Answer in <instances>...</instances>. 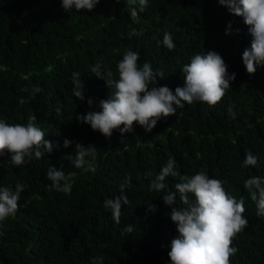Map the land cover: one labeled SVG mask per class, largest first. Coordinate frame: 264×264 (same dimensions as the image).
Returning <instances> with one entry per match:
<instances>
[{
  "label": "trees",
  "instance_id": "1",
  "mask_svg": "<svg viewBox=\"0 0 264 264\" xmlns=\"http://www.w3.org/2000/svg\"><path fill=\"white\" fill-rule=\"evenodd\" d=\"M61 3L0 0V119L26 124L35 115L54 145L44 158L20 167L11 164L10 153L0 157V187L27 185L19 211L0 226V264H101L100 257L102 264H170V243L178 235L171 210L186 205L178 193L176 203L167 205L166 193L149 191L151 179L169 158L176 161L179 175L166 177V191H176L181 176L205 170L210 178L225 181L228 194L244 198L248 226L233 240L238 251L230 264H264V216H257L256 204L243 188L246 179L264 176V66L253 75L245 69L242 54L252 37L242 17L218 0H148L143 12L137 6L136 21L127 0H100L92 11L78 12H65ZM229 22L232 34L226 35ZM131 29L143 30V35L129 38ZM165 31L173 37L174 50L162 44ZM129 50L139 53L138 63L148 61L154 71H162L158 86L173 92L183 86L182 66L208 51L219 53L236 79L215 106L185 104L151 132L134 123L133 132L121 136L114 130L105 138L76 117L102 111L99 102L114 91L91 66L101 62L118 79L117 62ZM73 72L80 73L83 100L73 94ZM65 139L73 141L67 148ZM77 143L96 146L95 173L72 163ZM248 150L260 158L256 167H242ZM50 166L75 174L70 194L47 190ZM147 171L153 177L146 178ZM122 185L129 202L117 224L103 202L121 195ZM126 225H133L131 233Z\"/></svg>",
  "mask_w": 264,
  "mask_h": 264
},
{
  "label": "clouds",
  "instance_id": "2",
  "mask_svg": "<svg viewBox=\"0 0 264 264\" xmlns=\"http://www.w3.org/2000/svg\"><path fill=\"white\" fill-rule=\"evenodd\" d=\"M120 0H116L119 3ZM100 0H62L61 7L65 12L75 9L92 11ZM132 7L131 16L134 21L138 11L143 12L148 0H127ZM219 5L225 6L228 11L242 17L248 26L252 37L250 48H245L242 61L248 74L253 75L257 66H264V0H218ZM239 33V29H236ZM226 35L232 34V24L229 22ZM127 35L142 36L143 30L131 29ZM162 44L168 50H174L176 45L172 35L165 31ZM140 57L137 51H127L117 62L118 79L113 78V72L103 63L97 62L91 66L90 71L99 79H103L109 88L114 91L99 102L102 111L88 112L77 116L81 123L88 124L94 131H99L105 138H110L114 130L124 133L133 132L134 123H138L145 132H151L157 122L176 114L177 107L183 108L185 104L194 102L207 103L215 106L225 96L230 88V81L236 79V73L229 74L228 65L223 57L216 51L206 54H195L190 62L182 66L183 86L176 87L173 92L167 86H158V78L163 79L164 74L159 69L153 70L150 62L138 63ZM73 94L80 100L84 99L78 77L80 73L73 72ZM35 91L39 93L40 88ZM19 103H25L20 99ZM89 105L93 103L91 99ZM55 111L59 114L61 109ZM229 114L235 119V113L229 109ZM35 115L30 116L26 124H9L0 119V157L10 153V162L20 167L33 158H44V153L53 151V143L45 139V132L37 126ZM123 125V127H121ZM123 140V139H122ZM121 140V141H122ZM73 141L65 139L63 147H69ZM57 144L55 147H59ZM97 156L96 146L89 144L86 148L77 143L76 154L72 163L77 169L84 172H96L94 161ZM91 157L92 160H86ZM259 157L251 150L246 151L242 167H256ZM176 161L172 158L161 168L159 174L151 179L149 191L164 192L165 204L176 203L177 193L186 207H175L171 210V220L177 226L178 235L171 240L168 257L170 264H230V258L238 249L233 247V240L247 226L248 220L244 218V198L228 194L225 190V181L210 178L207 171L199 170L193 175L185 174L180 182L175 184L176 191H166V177H177L175 171ZM66 175L57 167L48 168L46 178L51 185L47 190H56L70 194L72 190V176ZM146 178L153 177L151 171L145 172ZM128 184H131L130 178ZM125 185L121 186L120 193L115 198H107L103 202L106 210L111 212L115 223L121 222L122 206L128 204L129 198L123 195ZM27 185L17 182L12 187H0V226L9 217H14L19 211L21 193ZM243 188L256 204L257 216H264V176H252L243 183ZM194 196L189 200V195ZM149 211H155L154 205H149ZM126 232L133 231V225H126ZM102 264V257L96 258Z\"/></svg>",
  "mask_w": 264,
  "mask_h": 264
}]
</instances>
